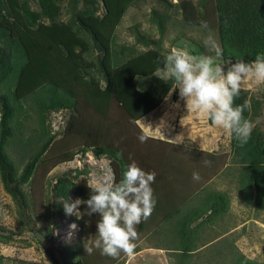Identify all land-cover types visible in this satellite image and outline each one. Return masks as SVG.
I'll return each instance as SVG.
<instances>
[{
	"label": "trees",
	"instance_id": "1",
	"mask_svg": "<svg viewBox=\"0 0 264 264\" xmlns=\"http://www.w3.org/2000/svg\"><path fill=\"white\" fill-rule=\"evenodd\" d=\"M46 1L48 0H41L44 7ZM101 1L104 12L100 16L95 13H79L77 18L74 16V23L55 21L33 26V23L37 22L36 17L26 10L21 12L19 0H0V9L4 10L0 16V29L6 37L4 48L0 46V89H4L3 93H0V171L5 190L19 203V188L14 182L21 181L17 180L16 169L5 155L3 145L9 147L13 156L24 157L29 153V165L25 167L29 173L38 162L39 156L55 138L47 123L50 119L49 111L52 109L73 110L65 130L68 133L75 124L82 123L81 120L75 119L80 109L86 112L95 111L107 122L115 113L112 108L114 104L124 110L131 126L118 119H112L114 130L118 132L119 146L115 145L114 141L100 142V139L90 145L95 156L103 155L109 158L113 165L114 181L117 183L132 160L141 167L143 157L154 159L155 163L159 157L156 148L150 146L148 140L144 143L139 141L138 136L142 132L135 121L156 108L170 90L175 88L174 80L164 81L154 75L158 68L163 69L166 55L156 49H149L114 65V31L127 7L135 0ZM200 1L201 5L206 7L205 10L209 6L205 15L200 17H204V21L211 26L217 27L222 61L215 62L216 64L231 65L236 63L237 59L251 62L257 54L264 53V0ZM54 7L57 5L54 4ZM93 42L102 52L100 63L106 75L104 85L98 84L87 73L91 60L88 61L84 55L89 53ZM137 76H154L152 87L138 88L135 84ZM176 90H173V99L177 98ZM28 100L31 104L25 106ZM246 100L250 102L251 110H245L244 117L252 123L258 110L256 100L252 98L250 101L247 91L242 89L234 103L242 105ZM33 115L35 117L32 119L37 120L39 125L30 129L32 135H25L26 121ZM83 119L88 125L87 119ZM99 130L105 133L101 126L96 128L97 132ZM86 136L89 139L87 133ZM171 146L173 151L165 160L164 170L175 171L164 172L165 175L161 174L157 180L163 186L156 187L153 192L156 200L155 210L163 205L176 209L194 194L200 200L199 211L222 213L227 210L230 204L228 191L207 185L209 179L224 165L227 175L229 165L235 169L236 177L233 183L242 203L250 205L254 201L256 207L264 206V129L253 128L249 141L243 146L239 145L234 135H230L228 160V154L222 152L214 154L195 147L177 144ZM179 146L181 151L177 149ZM158 164L155 165L157 168ZM193 172L199 173L198 181L193 180ZM163 180L165 181L162 182ZM70 189L86 200L91 194L89 187L86 190L79 187L66 174L58 176L51 187L53 195L62 197L65 201L69 200ZM58 204L59 202H50L51 208H46V214L55 211V215L62 216L65 210ZM50 218L52 217L49 215L47 219ZM147 220L138 224V239L147 229ZM2 231L4 229L0 226V238H11V235ZM182 233L184 234V231ZM179 245L171 253L175 264H262L261 261L238 252L233 245L231 249L228 247L227 252L224 245L215 247V252L207 253L200 257L201 262H197L198 255L203 254L201 251L193 253L192 250L199 246L188 244L184 237ZM82 246L80 240L78 244L66 246L62 252L63 264H93L83 253ZM171 248L174 249L173 246ZM53 261V264H60L56 259ZM123 262L124 258L121 257L114 264ZM15 263L45 264L20 259Z\"/></svg>",
	"mask_w": 264,
	"mask_h": 264
},
{
	"label": "rangeland",
	"instance_id": "2",
	"mask_svg": "<svg viewBox=\"0 0 264 264\" xmlns=\"http://www.w3.org/2000/svg\"><path fill=\"white\" fill-rule=\"evenodd\" d=\"M19 3L21 12L26 10L31 16L36 17L37 22L33 23V26L55 21L74 23L73 20L79 13H95L100 16L104 12L101 0H48L45 7L41 0H19ZM54 4L57 7H54ZM205 8L201 5L200 0H135L127 7L121 22L114 31L112 39L113 64L118 65L129 57L149 49H156L166 56L172 49H179L197 59L211 57L215 62H221V56L218 57L216 54V49H220L217 27L211 26L210 23L204 21V17H200L209 10V6L207 10ZM3 13L4 10L0 9V16ZM5 42V34L0 29V46L4 48ZM91 47L89 53L84 55L88 61L91 60V66L87 69V73L98 84L104 85L106 75L100 63L101 49L94 42ZM217 65H222L225 70L230 66L228 63ZM153 80L154 76H137L135 84L138 88H151ZM242 89L247 91L250 101L253 98L257 102L258 110L251 123L252 129H264V83L246 79L242 84ZM173 90L174 88L170 90L166 96L167 99L161 101L162 103L155 112L147 115V122L138 119L135 121L136 125L146 126L150 131L149 134L154 136L167 137L174 134L172 139H177V135H182L190 138L197 146L210 150L218 148L217 150L222 151V154H228L230 134L226 130L214 126L207 118L186 111V103L179 96L178 89L176 90L177 98L171 97ZM3 91L4 89L1 88L0 93L2 94ZM29 104L31 102L28 100L25 106ZM112 108L115 113L109 122L102 119L101 116L99 117L95 111L86 112V110L80 109L79 113L77 112L79 115L75 119L81 120L82 123L75 124L69 133L65 130L73 110L63 108L50 110V119L47 123L55 138L39 156L38 162L34 164L29 173L25 168L29 165V153L24 157L13 156L10 154L9 147L3 145L5 155L16 169V178L21 181L14 182L17 183L15 186L19 188L21 202L19 203L5 190L0 171V226L3 227L4 234L11 235V238H0V264H16L15 261L19 259L45 264H53V260L56 259L58 263L63 264L62 252L65 251V247L78 244L79 240L83 245V253L93 264H114L121 257L124 258L123 264H126V260L129 258L128 264L141 263V255L133 253L128 255L120 252L116 258H110V256L102 255L100 250L94 249L92 254H87L84 245L90 246V239H95L97 221L100 216L98 213L89 216L85 203L78 205L80 213L78 212L77 215H80L79 218L75 214L68 215L65 212L62 216H57L54 214L55 211H50L48 214L52 218L47 219L49 215L46 214V208H51L50 202H59L58 206L62 209L64 207L65 200L62 197L54 196V191L51 190L52 184L56 182L58 176L66 174L75 184L85 190L88 185L101 182L109 173L114 179L113 165L109 158L103 155L95 156L90 147L91 143H95L99 139L100 142L102 140L104 142L114 141V144L119 146L117 143L118 132L114 130L115 124L112 123V119H118L131 126V121L125 116L124 110L119 105L114 104ZM151 114L152 116H150ZM34 115L26 121L25 135H32L31 128H37L39 125L37 120L32 119L35 117ZM83 117L87 119L88 125H86V121L84 122ZM46 119L48 120V115ZM100 126L103 128L104 134L103 131H96V128ZM86 133L89 135V139ZM195 143L192 142L190 147H193ZM82 147H85L84 150L79 149ZM8 155H12L11 158ZM222 170V167L219 168L216 174L224 173L225 171ZM75 175L76 177H74ZM219 175L221 176L210 185L223 187V189L228 188V183H226L228 178L224 174ZM68 195L72 201L76 199L86 201L78 196L73 189L69 190ZM241 202L233 193L230 199V211L220 222V225L226 228L230 227L232 232L227 239L232 237V244L238 252L240 251L247 257L264 264V222H262L264 206L260 208L257 206V209L247 208ZM251 217H258V219L254 218L256 222L249 221ZM73 224L76 225L75 229L71 227ZM234 224L237 226L234 227ZM168 226L173 227L175 224L168 223ZM157 232L155 231L156 240L161 241ZM172 245L174 249L180 246L177 240ZM223 245L227 247L226 252L228 247H231L228 244ZM215 247L216 244L208 246L205 251L202 250L203 255H198L197 262H201L200 257H204L207 253H213ZM163 257L167 258L164 260L167 263L160 262V264H175L171 256L164 254ZM137 258L139 259L137 260ZM149 263L155 264L153 261L145 264Z\"/></svg>",
	"mask_w": 264,
	"mask_h": 264
},
{
	"label": "clouds",
	"instance_id": "3",
	"mask_svg": "<svg viewBox=\"0 0 264 264\" xmlns=\"http://www.w3.org/2000/svg\"><path fill=\"white\" fill-rule=\"evenodd\" d=\"M216 54L218 57L222 54L219 48ZM163 64V69L158 68L154 75L164 81H175L174 89L179 90L186 111L205 117L214 126L234 135L240 146L249 141L253 125L244 117V112L251 110V104L246 100L242 105H235L234 101L246 79L264 83V53L257 54L251 62L237 59L225 70L211 57L197 59L183 50L172 49ZM149 138L143 132L138 136L141 143ZM155 177V172H146L132 160L118 183L109 173L101 182L88 185L91 189L88 200L63 202L68 215H77L78 205L85 203L89 216L93 213L100 216L95 239H90V246L84 245L87 254H92L94 249L113 258L120 252L133 253L138 239L136 225L150 217L156 204L151 187ZM199 179V173L193 172V180ZM71 227L75 229L76 225Z\"/></svg>",
	"mask_w": 264,
	"mask_h": 264
},
{
	"label": "crops",
	"instance_id": "4",
	"mask_svg": "<svg viewBox=\"0 0 264 264\" xmlns=\"http://www.w3.org/2000/svg\"><path fill=\"white\" fill-rule=\"evenodd\" d=\"M172 96L173 94L171 93V97ZM166 99L167 98L165 97L163 101H165ZM160 104L156 108L152 109L151 111L140 117L139 119H143V122H147L146 121V118H148L147 115L151 112H155L156 109L160 106ZM150 116H152V114ZM138 128L141 130V132L147 133L149 135L150 138L148 139V143H150V146L152 145L153 147H155L157 154H159V157L156 158V163L154 162V159H151L149 157L142 158L144 162L142 163L141 168L144 169L146 172L156 173L155 181L151 185L154 192L156 187L163 186L161 183H158L157 181L160 175L164 174V172L174 173L175 171V170L171 171L170 169L164 170L165 160L167 159L168 155L173 151L172 148L173 146H171V144H177L183 147H190L191 143L192 142L195 143V142L192 141L190 138H186L182 135L180 136L181 138H177V139L175 138L176 140L172 139V137H174L173 136L174 134L167 137H163L160 135L154 136L149 134L150 131L146 126L145 127L138 126ZM178 136L179 135H177V137ZM154 138H158L160 140H156ZM193 147H195V149L212 152L214 154H217V152L220 151L217 150L218 148H216L215 150L205 149L200 146H197L196 143L193 145ZM177 149L178 151L179 150L181 151L180 146L177 147ZM173 157L174 156H172V158ZM157 164H158V168L155 166ZM224 166L222 168L225 172L224 173L220 172L214 175L213 177H211V179H209V181L207 182V185L210 188H216L218 190L228 191L229 199H231L232 194L234 193L238 201L241 202L242 200L239 199V194L237 193L236 187L233 183L236 177L235 169L229 165L228 175H227V171L225 170ZM219 174H224V176L228 178L226 182L228 183V188L223 189V187L210 185L215 181V179L221 176ZM164 181L165 180H163L162 182ZM199 201L200 200L198 196L194 194L191 195V197L186 202H184L176 209H171L168 205H163L161 208H158L157 210L155 209L153 210V212L151 213L150 217L147 220L146 231H144L140 235L139 239L135 241L136 248L134 249L133 254L141 255L140 264H145L146 262L149 261H153L155 264H160V262L167 263V261H164L167 260V258L163 257V255L165 254L167 256H171V253L174 252L175 250L171 248L173 246L172 244L175 243L176 240L178 241V243H181L183 237L185 238L188 244H196L197 246H199L198 248L192 250L193 253L196 251L198 252L200 251L202 252V250L205 251V249L208 246L215 244L216 247H221L223 244H228V246L233 245L232 244L233 239H231L232 237L230 239H227V237H229L228 235L230 234V232H232L230 231V227L226 228L220 225V222L223 221V218L230 211L229 210L230 204L228 209L223 211L222 213L220 212L214 213L211 212L210 210L199 211L201 207ZM253 203L250 205H247V203L246 204L242 203V204L244 207L257 209V207ZM254 218L258 219V217H251L250 218L251 220L249 221L256 222ZM262 222H264V220ZM168 223L175 224V226L169 227ZM236 224H234V227L237 226ZM137 228L138 225H136V229ZM155 231H158L157 234L160 236L161 241L156 240ZM183 231L184 234L182 233ZM213 252H215V248ZM213 256L215 255L213 254ZM126 259L127 257L125 258V260ZM138 259L139 258H137V260ZM129 260L130 258L126 260V264H128Z\"/></svg>",
	"mask_w": 264,
	"mask_h": 264
}]
</instances>
